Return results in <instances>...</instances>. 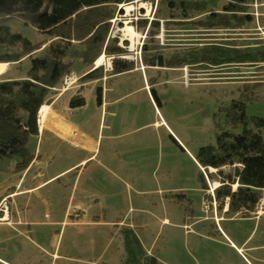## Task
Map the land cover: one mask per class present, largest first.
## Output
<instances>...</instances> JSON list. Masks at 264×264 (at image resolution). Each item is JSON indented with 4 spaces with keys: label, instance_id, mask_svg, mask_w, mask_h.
<instances>
[{
    "label": "rangeland",
    "instance_id": "obj_1",
    "mask_svg": "<svg viewBox=\"0 0 264 264\" xmlns=\"http://www.w3.org/2000/svg\"><path fill=\"white\" fill-rule=\"evenodd\" d=\"M172 1V6H169L167 0H158L157 4L151 2L150 5L155 10L154 18L159 21V27L152 35L148 34L150 29L148 27L144 38H142V35L147 24L142 26L137 23V26L134 27V23L131 22L133 14L138 11L136 8L139 7L140 1L125 0L121 2L122 7H120L121 5L119 6V4L113 5L114 14L110 19L107 40L109 38L110 40L116 39V41H114L115 44L123 48L124 51L119 54H106L102 51L101 54H104L105 57L102 64L99 66L102 67L103 73H108L112 70L113 58L129 61L132 63L133 67H137L144 82L146 83L147 81L149 83L147 88L150 90L154 88L153 90L157 92L160 104L155 102L154 106L145 94L134 92L133 95L123 103L128 105L127 110L132 113L131 115L128 114L129 117L135 116L142 121L153 120L157 118L155 106H158L163 117L169 122L178 135L183 139H189V137L193 139V142H188L187 145L189 147L214 144L216 133L220 132L222 129L231 132H238L240 130V128H233L227 125L224 120V108L233 100L240 99L244 102L247 115L264 116V61H249V59H247V61L237 62L233 60L229 61L228 59L220 64H208L201 60V54L203 51H206L207 47L214 46L224 48L226 54L229 55L231 47L237 46L240 50L247 49L248 51H253V49L257 47L264 46V0H246L243 4L237 3L235 0H182V4L181 0ZM127 4H131L133 7L126 10L124 5ZM233 5L236 7H233ZM241 5L247 7L246 10L239 8ZM145 6L149 10V4ZM227 7L240 10L239 13H237L239 17L237 18L236 15L230 13H222ZM140 11L144 12L145 9L140 8ZM212 13H214V15ZM247 16L248 19L245 20ZM0 17H2L1 14ZM197 20L219 24L208 26L194 23ZM162 22L164 28L163 33L160 29ZM5 23L13 32L21 34L31 43H36L46 38V36L41 34L29 21L20 16L11 15L6 18ZM126 23L132 25L133 29L138 34L136 36L137 39L135 37L133 46L131 42L124 37L123 28ZM43 46L37 50V53L42 52L41 49ZM143 46H146L144 52ZM80 47L79 43L76 42L72 48L79 49ZM8 50L14 51L16 49L9 48ZM144 53L146 56L152 54L162 55L163 59H166V64L171 62L174 63L169 66L163 65V67H148V65H146L147 61L143 59ZM66 59L69 60L70 56L68 55ZM14 62L15 64L12 67V72L17 74H23L30 66L26 56L22 57L19 62ZM92 66L95 68V61ZM177 66L180 68L178 69ZM73 68L77 73L81 72L83 69H87V72L90 70V66L82 63L78 58L73 61L72 69ZM183 69L186 70L187 81L184 80ZM181 71L182 78L175 80V77L179 76ZM75 77L76 76L73 74L66 75L59 84L60 89H69L65 91L58 101L60 111L63 113L70 112L67 106V98L71 94V87L77 84L81 86L79 88L83 87L81 85V78ZM1 78L2 77H0V79ZM165 79H170L171 82H166ZM179 81H182L184 87ZM184 81H186V83ZM130 84L131 82L127 84L128 86L126 89H136L139 86V80L133 81V84ZM79 88L78 90L77 88L73 90L77 93ZM94 88L96 87L93 83L92 86L89 85L86 92H92ZM53 97L54 94L49 96L48 103L52 101ZM90 104H92L91 101L87 102L83 112L88 113L91 110L92 105ZM131 109H133V112ZM94 119L97 120L98 115H94ZM38 124L37 113V127ZM154 133L155 132H152L151 128H146L129 135V139H136L135 142L142 140L150 141L148 146L152 147L151 151H153L154 154L151 164H149L151 160H146V157L138 161L140 166L139 169H141V174H138V180H135L133 183L130 180V176H126L128 184L122 183L118 186L117 193L119 199L117 200L119 209L122 213L127 212V216L129 215L130 219L138 214L137 209L141 201L142 195H139V192L136 190L142 188L155 189L158 179L162 176L164 167L166 164L170 165L164 153L165 148L159 147V143L161 144L162 140H166L168 135L163 128L160 129V134L155 135ZM261 134L264 139V127L261 130ZM48 136V134L44 133L42 136L37 135L30 138L29 147H31L32 150H40L36 166L43 161L47 163L51 162L50 167L54 166L53 168L67 164L68 158L62 159L56 158L55 156V160L53 159L54 145L48 139ZM168 142L173 149L172 160L175 164L181 168H191L192 162L181 155L175 143H172L170 140H168ZM198 142L199 144H197ZM148 146H145V144L138 146V149L141 147V151L138 150L140 151L138 155L142 156L146 154L144 153L146 152L144 147ZM61 147L64 155L65 153H69L68 149L63 146ZM135 149H137V147ZM16 160L17 159L0 158V183L6 175L11 173L12 165ZM157 163L159 164L158 168L156 167ZM202 169L206 172V176L203 174L204 177H208V189L206 194L212 196L214 194L213 189L217 187H215L216 182L212 180V178L218 180L219 177L214 173L215 169H210L211 173L209 169H205L204 167H202L201 170ZM224 170L228 171L229 168L225 167ZM152 171L153 173H151ZM193 171H195V173L198 172L194 165ZM201 172H203V170ZM177 183L182 184V180H178ZM56 185L57 182L49 184L44 190L52 192ZM202 192L204 191L202 190ZM175 193L178 194L179 192ZM188 194H192V192ZM149 196L151 197V195ZM154 196L155 195H152V198ZM206 196L207 195L203 196L199 202L201 208L198 209L199 206L196 208V211H201L204 216L211 214L210 209H212L211 204L208 206L209 200ZM182 199V194L176 195L175 197L176 201ZM185 200L187 203V199ZM4 201L3 199L0 203V209L4 208ZM214 204L217 207V213L219 215H224L225 217L227 215H232L225 214V212L223 213V208H219L216 202ZM176 205L179 206L180 204L176 203ZM189 205L190 207H194L192 200L191 203H187L186 206L180 205L178 209L179 212L181 209L183 210V208L187 212V207H189ZM130 207L132 209H130ZM256 207L257 209L262 208V199L258 202ZM142 219L143 218L136 219V223L142 224L145 229H142V226L134 227L133 224V227H126L127 230L130 228V231L133 234H137L139 237L145 236L146 238L143 237L144 239H142V241L147 244L149 241L147 237L151 233V224L149 220ZM178 221H182V219ZM215 221L216 219L214 217V222ZM207 224L209 226V222H206V225ZM222 226L236 244H239L244 236L248 235L251 230H253L250 236V239L252 238V243L258 241L264 242L262 238L264 217L257 222L246 218L236 220L226 219V222H223ZM42 228V232H45L44 240L42 237L41 239H33V243H36L39 248L40 245L45 247V254L34 247L33 243L30 242L31 240L28 241L20 236L11 237L12 233L9 232L6 227L3 228L4 230L0 227V256L13 264H89L88 262L92 257V259L98 258L99 252L101 251L98 248L101 245V247H104V250L101 251L103 258L102 262L100 260L99 264H103V261L110 259L108 255H112V250L120 243L118 239L119 235L114 237L112 236L113 234H111L109 240V234L113 229H108V226H98L92 232L86 230L80 234L79 239L75 242L71 241L72 233L70 231L72 230L70 227H67L64 232L62 231L60 233L58 232V228L51 227L47 223ZM92 233L100 239L95 248L93 247V240L90 238V234L92 235ZM164 233L171 234L173 245L179 249V253L175 256L178 258L179 263L194 264L193 258L195 261L198 259V261L201 262L202 256L199 255L196 257L193 253V249L190 250V247H192L191 241L193 240L192 235L184 237L180 228L171 227V225L164 227L163 234ZM8 236L10 237L9 239H7ZM220 239L221 242L217 243L219 241L218 238L217 242L207 238H201L198 241V245L203 246L205 251L213 252L220 256L222 264H245L240 257L243 255H239L236 250L232 249V246L230 247L223 237H220ZM55 246L56 251L60 255L52 258L51 252ZM190 252L193 253V256L189 255ZM241 254L244 253L242 252ZM126 261L127 259L123 261V264H126ZM216 261L219 263L221 262L219 258Z\"/></svg>",
    "mask_w": 264,
    "mask_h": 264
},
{
    "label": "crops",
    "instance_id": "obj_2",
    "mask_svg": "<svg viewBox=\"0 0 264 264\" xmlns=\"http://www.w3.org/2000/svg\"><path fill=\"white\" fill-rule=\"evenodd\" d=\"M246 8L244 7L243 10H246ZM239 11L233 7H227L222 13H230L236 15L238 18L237 13ZM247 19L248 16L245 17V20ZM238 48L237 46L231 47V49ZM155 56L157 55L152 54L149 56L148 64H146L148 67H151L150 60ZM163 60L165 62L166 59L164 58ZM6 63L7 66L0 73V77L4 79H21L26 75L27 71L23 74L12 72L15 62ZM177 68L179 69L180 67L177 66ZM85 73H87V69H83L77 73L73 68L70 74L75 75V78H81ZM181 78L182 71L179 76L175 77V80ZM137 80H139V86L136 89H126L127 84L130 82L133 84V81ZM165 80L166 82H171L170 79ZM179 82L182 84V81ZM93 83L96 88L92 92H86L89 85L92 86ZM148 84L147 81L145 83L144 79H142L137 67L119 73L110 74L109 72H104L100 78L82 81V88H79L81 86H78V84L71 87V94L67 98V106L70 111L68 113L60 111L58 101L65 91L69 89L55 88L56 93H54L52 101L47 104L51 112L55 113L56 117L63 124L62 130L65 134H58L51 128H41L38 125V133L28 138L26 146L32 155L31 161L25 168L19 171L14 169L13 164L11 173L6 175L0 183V203L3 199L5 200L4 208L0 209V214H2L0 215L1 229L6 227L12 233L11 237L20 236L28 241L31 240L30 242L33 243V239H41L42 237L44 240L45 232H42V227L46 223L51 227L58 228L59 233L64 232L67 227H70L72 230L70 231L72 233L71 241L75 242L79 239L80 234L86 230L92 232L98 226H108V229H113L109 234V240L111 234L114 237L119 235L118 239L120 243L112 250V255H108L110 259L103 261V264H123V261L128 259L124 235V231L127 230L126 226H142V229H145L142 224L136 223L138 218H143L149 220L151 224V233L147 237L149 239L148 243L145 244L142 241L145 236L139 237L135 233L134 235L138 239L143 251H147H144L145 254L153 256L159 264H181L178 258L175 257L179 253V249L173 245L171 234H163L164 227L170 225L171 227L180 228L184 237L187 235L193 236L194 241H191L192 247H190V250L193 249L196 257L202 256L201 262L198 259L195 261L193 258L194 264H222L220 256L213 252H207L203 246L198 245V241L201 238H207L214 242H217L218 238L219 241L217 243H219L221 242L220 237H223L239 255H243L240 257L245 264H264V242L258 241L252 243L250 236L253 230L248 235H245L239 244H236L222 226V223L226 222V219L236 220L246 218L255 222L260 221L264 217V193L259 199V201L262 199V208L257 209L256 207L254 211L249 212L248 216H243L240 212L231 216L227 215L226 217L219 215L217 207L214 204L215 202L216 204L218 203L215 195L206 194L208 177H204L206 188L202 187L200 175L202 173L206 176V172H204V169H202L204 173L201 172L202 166L199 165L195 158L200 146L189 147L187 144L188 142H193V139L190 137L189 139H183L178 135L163 117L158 106H155L157 118L153 120L142 121L135 116H128V114L131 115L132 113L128 112V105L123 103L134 92L145 94L154 106L156 101L151 92L154 88L150 90L147 88ZM98 87L101 89V100L99 103L97 102L96 93ZM76 88L77 90L79 88L77 93L73 90ZM77 94L84 97V105L74 108L69 107L70 98ZM89 101L92 103L90 104L92 105L91 110L88 113L83 112ZM131 110L133 112V109ZM94 115H98L97 120L94 119ZM146 128H151L152 132H155V135L160 134V129L162 128L166 131L168 137H166V140H162L161 144L159 141L158 143L159 147L165 148L164 153L170 165L166 164L164 167L162 176L158 179L155 189L142 188L136 190L139 192V195H142L141 201L137 209L138 214L134 215L135 218L130 219L129 215L127 216V212L122 213L119 209L117 191L118 186L122 183L128 184L126 176H130L131 179H129L133 183L135 180H138V174H141L138 161L146 157V160H151L149 164L153 162L154 154L151 151L152 147L148 146L150 141L142 140L135 142L136 139H129L130 134ZM44 133L49 135L48 139L54 145L53 159L55 160V156L62 159L68 158L67 164L53 168L54 166L50 167L51 162L47 163L43 161V164L40 162L36 166L40 150H32L29 147V141L32 136H42ZM168 140L175 143L181 155L192 162L191 168L185 169L175 164L172 160L173 149ZM142 144L148 147H144L146 151L144 153L146 154L140 156L138 153H140L141 147L138 149V146ZM61 146L68 149L69 153H65L64 155ZM136 147L137 149H135ZM193 165L198 170L197 173L193 171ZM158 166L159 164L157 163L156 167L158 168ZM208 169L210 172V169L213 168L209 167ZM178 180H182V184H178ZM212 180L216 182L215 187L220 184L219 179L212 178ZM54 182H57V185L52 192L44 190L45 187ZM233 188H235V184ZM175 192L179 193L176 194ZM189 192H192V194H188ZM180 194H182L183 199L176 201V195ZM152 195L155 196L152 198ZM205 195H207L206 197L209 200L208 206L212 205V209H210L211 214L207 216L202 215L201 211H196L201 198ZM185 199H187V203L189 204L192 200L194 207H190L189 205L187 212L184 208L179 212L180 205H187ZM176 203L180 205L177 206ZM218 207L223 208V213L230 214L227 212V198L223 205L219 206L218 204ZM199 208L201 207L199 206ZM130 209L132 208L130 207ZM214 217L216 219L215 222ZM179 219H182V221H178ZM206 222H209V226L208 224L206 225ZM128 230L131 229L129 228ZM9 238L8 236L7 239ZM90 238L93 240V247L95 248L100 239L93 233L92 235L90 234ZM262 238L264 239V226ZM33 245L45 254V247L40 245L39 248L36 243H33ZM98 249L102 251L104 247L100 245ZM101 251L98 255L99 259L97 257L92 259V257L88 263L99 264L100 260L102 262L103 255ZM242 252L244 254H241ZM193 253L190 252L189 255L193 256ZM51 255L52 258L60 255L56 251V246L53 248ZM218 258L221 260L220 263L216 261ZM0 264L13 263L0 256Z\"/></svg>",
    "mask_w": 264,
    "mask_h": 264
},
{
    "label": "trees",
    "instance_id": "obj_3",
    "mask_svg": "<svg viewBox=\"0 0 264 264\" xmlns=\"http://www.w3.org/2000/svg\"><path fill=\"white\" fill-rule=\"evenodd\" d=\"M123 1L125 0H0V62H19L26 56L30 64L23 78L0 79V158L17 159L14 163L16 171L25 168L31 161L32 155L26 144L31 135L38 133V110L42 104L48 103L49 96L56 93L55 88H59L62 78L71 73L73 61L78 58L90 66V70L81 77L84 82L102 76L101 66L92 68L102 51L106 54L124 51L115 44L116 39L107 40L110 19L114 14L113 5ZM167 1L172 6L173 1ZM235 1L241 4L246 2ZM182 2L181 0V4ZM239 8L244 7L241 5ZM11 15L29 21L46 38L31 43L21 34L13 32L5 23L6 18ZM33 15H38L34 21ZM138 23L145 26L147 21L142 19ZM194 23L208 26L219 24L202 20ZM158 27L159 21L155 18L149 24L148 34L152 35ZM76 42L81 46L79 49L72 48ZM42 46V52L37 53ZM145 47H142L143 52ZM9 48L16 50L9 51ZM229 53L230 55L226 54L225 49L219 46L207 47L200 58L208 64H220L228 59L237 62L247 59L264 61V46L253 51L231 49ZM68 55L69 60L66 59ZM149 56L143 54L147 64ZM173 63L166 64L165 61L164 66ZM132 68L131 62L113 58L109 73ZM151 92L156 103H160L156 92ZM96 93L99 103L100 87ZM84 103V97L80 94L73 95L69 100V107H79ZM224 118L227 125L240 130L231 132L222 129L217 132L214 144L201 145L195 158L205 169H215L214 173L220 179V184L214 189L219 206L227 198L228 213L240 212L243 216H248L256 208L264 190V139L261 134L264 116L247 115L244 102L238 99L224 108ZM225 167L229 170L225 171ZM200 177L202 187L206 188L202 173ZM124 235L128 252L126 264H159L153 256L145 254L130 230H125Z\"/></svg>",
    "mask_w": 264,
    "mask_h": 264
},
{
    "label": "bare ground",
    "instance_id": "obj_4",
    "mask_svg": "<svg viewBox=\"0 0 264 264\" xmlns=\"http://www.w3.org/2000/svg\"><path fill=\"white\" fill-rule=\"evenodd\" d=\"M139 6H145V3L143 1H140ZM126 10H129L133 7L131 4L124 5ZM124 31V37L131 42V45L133 46V43L135 41V37L138 35L137 32L133 29L132 25L129 23H126L125 27L123 28ZM137 39V37H136ZM105 55L101 54L99 55L95 60V66H99L102 64L104 60ZM7 66L6 62H0V73L5 69ZM38 125L43 127H48L53 129L58 134H65L62 130V123L61 121L56 117L55 113L53 114L50 110V107L48 104L44 103L40 106L38 110ZM61 124V125H60Z\"/></svg>",
    "mask_w": 264,
    "mask_h": 264
},
{
    "label": "built area",
    "instance_id": "obj_5",
    "mask_svg": "<svg viewBox=\"0 0 264 264\" xmlns=\"http://www.w3.org/2000/svg\"><path fill=\"white\" fill-rule=\"evenodd\" d=\"M136 1H143L144 3H145V5L146 4H149V10L146 8V6H142V7H138V8H136V10H138L137 12H135L134 14H133V16H132V18H131V22L132 23H134V27H136L137 26V23L140 21V20H142V19H145V20H147V25H146V27H145V30H144V33H143V35H142V38H144L145 36H146V33H147V29H148V27H149V24H150V22L153 20V19H155L154 18V13H155V10L151 7V2H154L155 4H157V2H158V0H136ZM119 4V6L120 7H122V3H118ZM140 8H143V9H145V11L144 12H141L140 11ZM161 32L163 33L164 32V28H163V22H162V26H161ZM159 38H160V36H159ZM124 56V55H123ZM185 69H183V73H184V80H186L187 79V74L185 73ZM187 81V80H186ZM186 81H184L185 83H186Z\"/></svg>",
    "mask_w": 264,
    "mask_h": 264
},
{
    "label": "water",
    "instance_id": "obj_6",
    "mask_svg": "<svg viewBox=\"0 0 264 264\" xmlns=\"http://www.w3.org/2000/svg\"><path fill=\"white\" fill-rule=\"evenodd\" d=\"M38 15H33L32 16V20L33 21L36 20V18L38 17ZM163 65H164V60H163V56L162 55H157V56L153 57L150 60V66L163 67Z\"/></svg>",
    "mask_w": 264,
    "mask_h": 264
}]
</instances>
